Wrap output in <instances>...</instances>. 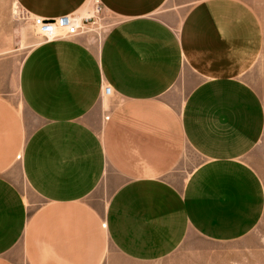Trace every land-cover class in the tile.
Masks as SVG:
<instances>
[{
	"label": "crops",
	"instance_id": "crops-1",
	"mask_svg": "<svg viewBox=\"0 0 264 264\" xmlns=\"http://www.w3.org/2000/svg\"><path fill=\"white\" fill-rule=\"evenodd\" d=\"M17 2L45 18L92 11ZM101 2L115 19L102 42H40L16 81L0 58V264H156L192 233L239 239L264 212L250 159L264 104L244 78L257 13L244 0Z\"/></svg>",
	"mask_w": 264,
	"mask_h": 264
},
{
	"label": "rangeland",
	"instance_id": "rangeland-1",
	"mask_svg": "<svg viewBox=\"0 0 264 264\" xmlns=\"http://www.w3.org/2000/svg\"><path fill=\"white\" fill-rule=\"evenodd\" d=\"M244 1L257 13L264 32V0ZM90 3L93 13L96 5L93 0H90ZM76 14L78 15V12ZM34 16L30 15L17 0H0V58L3 59L4 80L16 81L30 50L43 41L40 29L33 23ZM99 16L100 19L96 18L98 21L88 32L98 43L102 42L115 21L105 9L101 10ZM260 48L258 58L244 73V78L258 91L264 104V39ZM9 88L15 100L20 102V92L16 88V83ZM250 159L264 185V131L250 154ZM108 196L106 190L104 199ZM156 264H264V212L252 231L239 239L213 241L192 233L172 256Z\"/></svg>",
	"mask_w": 264,
	"mask_h": 264
},
{
	"label": "built area",
	"instance_id": "built-area-1",
	"mask_svg": "<svg viewBox=\"0 0 264 264\" xmlns=\"http://www.w3.org/2000/svg\"><path fill=\"white\" fill-rule=\"evenodd\" d=\"M96 9L88 15H80L76 13L64 14L52 18L42 16H34L33 23L40 29L43 35V41H52L59 39H69L84 33L90 32L91 26L95 24L96 18L100 19L101 10L104 6L101 0H93ZM112 87L108 84L103 86L102 95L110 96Z\"/></svg>",
	"mask_w": 264,
	"mask_h": 264
},
{
	"label": "bare ground",
	"instance_id": "bare-ground-1",
	"mask_svg": "<svg viewBox=\"0 0 264 264\" xmlns=\"http://www.w3.org/2000/svg\"><path fill=\"white\" fill-rule=\"evenodd\" d=\"M38 29V28H37Z\"/></svg>",
	"mask_w": 264,
	"mask_h": 264
}]
</instances>
